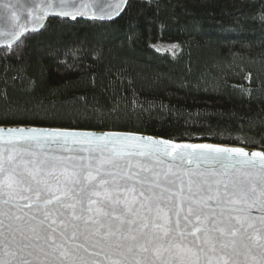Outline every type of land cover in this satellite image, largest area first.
<instances>
[{"label":"snow or ice","instance_id":"1","mask_svg":"<svg viewBox=\"0 0 264 264\" xmlns=\"http://www.w3.org/2000/svg\"><path fill=\"white\" fill-rule=\"evenodd\" d=\"M6 34L21 35L15 25ZM48 143L99 157H53L69 161L54 176L55 164L26 159ZM0 264H264V151L0 128Z\"/></svg>","mask_w":264,"mask_h":264},{"label":"trees","instance_id":"2","mask_svg":"<svg viewBox=\"0 0 264 264\" xmlns=\"http://www.w3.org/2000/svg\"><path fill=\"white\" fill-rule=\"evenodd\" d=\"M43 26L0 48V124L264 150V0H128L114 19Z\"/></svg>","mask_w":264,"mask_h":264},{"label":"water","instance_id":"3","mask_svg":"<svg viewBox=\"0 0 264 264\" xmlns=\"http://www.w3.org/2000/svg\"><path fill=\"white\" fill-rule=\"evenodd\" d=\"M119 0H0V48L9 47L16 44L24 35L30 32H36L41 30L44 26V23L51 17H59L61 19H75L76 17H81L83 19H100L108 20L119 17L124 8L126 7L128 0H126L125 6L118 12H112L111 15L108 14L111 9L110 5H115ZM103 9V10H102ZM69 12L71 15H61V12ZM15 13L17 19L12 20V14ZM16 26L21 35L12 40L6 32L9 29H12L13 26ZM9 43H5V41ZM0 128L3 129H15V128H35L39 130L52 131V130H62L70 132H88L95 135H105V134H120V135H136L141 137H151L158 140H170L177 144H210L219 147H228V148H244L249 153L253 151H264L257 147H249L239 144H229L225 142H216V141H207V140H175L169 137H164L159 134H152L148 132H141L138 130H128V129H88L84 127H63V126H51V125H37V124H0ZM25 147H28L25 145ZM87 147L82 144H69V145H60L56 143H48L43 148H37L34 145L30 147V151L35 153V156H26V159L32 160L35 159L37 162L44 160L47 162L45 167L49 170H52V165L55 164V170L53 175L60 176L63 166L68 164L67 159L63 161H53V157H88L89 155L93 157H99V153H88L86 151H81L82 148ZM145 158L133 157L132 164L135 165L137 161L143 162ZM165 164L156 165L154 161L151 162L153 165L154 171H163L166 170L167 163L171 162L170 157L164 158ZM126 160L118 161L121 165V170H124L126 165ZM70 163L79 164V163H88L87 160L80 161L78 159L72 160ZM93 164L96 163L95 160L92 161ZM107 167V166H106ZM194 167V166H192ZM213 167L211 165H201V169ZM139 169L133 167V171H138ZM142 176L149 175L148 173H141ZM211 178V177H210ZM62 179V177H61ZM157 191H159L157 189ZM167 195V194H166ZM252 215H259L257 209H252ZM173 221L175 217H172ZM181 224L183 225V220L181 219ZM243 259V257H240Z\"/></svg>","mask_w":264,"mask_h":264},{"label":"rangeland","instance_id":"4","mask_svg":"<svg viewBox=\"0 0 264 264\" xmlns=\"http://www.w3.org/2000/svg\"><path fill=\"white\" fill-rule=\"evenodd\" d=\"M152 45L160 51L166 50L168 52H174V50H176L178 48V42L175 41H167V40H154L151 42Z\"/></svg>","mask_w":264,"mask_h":264}]
</instances>
